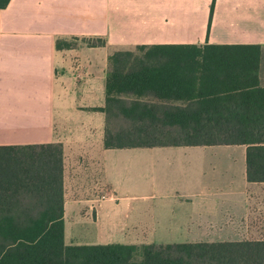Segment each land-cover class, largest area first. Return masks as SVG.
Listing matches in <instances>:
<instances>
[{
  "label": "crops",
  "instance_id": "1",
  "mask_svg": "<svg viewBox=\"0 0 264 264\" xmlns=\"http://www.w3.org/2000/svg\"><path fill=\"white\" fill-rule=\"evenodd\" d=\"M97 37L106 45L81 42ZM157 44L259 45L264 88V0H10L0 11V145H62L68 246L250 240L237 231L242 192L227 190L235 168L245 178L244 145L104 146L110 54Z\"/></svg>",
  "mask_w": 264,
  "mask_h": 264
},
{
  "label": "trees",
  "instance_id": "2",
  "mask_svg": "<svg viewBox=\"0 0 264 264\" xmlns=\"http://www.w3.org/2000/svg\"><path fill=\"white\" fill-rule=\"evenodd\" d=\"M9 1L0 0V11ZM81 42L106 45L99 37ZM260 57L259 45L157 44L111 53L100 109L108 118L105 148L244 145L246 181L264 183ZM212 58L221 64L209 66ZM115 119L120 130H112ZM63 173L61 144L0 145V264H264V237L68 246Z\"/></svg>",
  "mask_w": 264,
  "mask_h": 264
},
{
  "label": "rangeland",
  "instance_id": "3",
  "mask_svg": "<svg viewBox=\"0 0 264 264\" xmlns=\"http://www.w3.org/2000/svg\"><path fill=\"white\" fill-rule=\"evenodd\" d=\"M118 121V119H115L112 130H120V128H117ZM208 150L210 149H207L206 152H210L211 154V151ZM217 181V178L212 176V185ZM227 183H229L227 190L235 192L241 191L243 196L242 208L243 212L246 213L243 218V223L237 226V231L245 239L264 237V184H249L245 181V178L243 181L240 180L238 167L234 170L233 179H229Z\"/></svg>",
  "mask_w": 264,
  "mask_h": 264
}]
</instances>
